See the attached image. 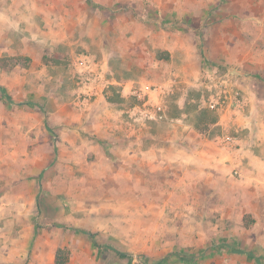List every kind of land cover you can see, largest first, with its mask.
Masks as SVG:
<instances>
[{"label": "rangeland", "instance_id": "rangeland-1", "mask_svg": "<svg viewBox=\"0 0 264 264\" xmlns=\"http://www.w3.org/2000/svg\"><path fill=\"white\" fill-rule=\"evenodd\" d=\"M149 3L0 0V204L8 208L0 264H55L57 255L67 264H264L263 227L254 228L251 213L241 222L237 196L233 220L221 218L223 196L202 227L190 228L196 233H181V171L155 161L151 172L139 166L144 155L131 162L125 150L133 129L161 137L181 129L184 112L210 140L234 138L228 148L242 166L228 195L237 194L246 159L240 141L255 139L239 120L264 117V0H181L182 32L195 33L207 56V46L217 54L192 84L157 63L167 52L153 59L151 37L137 55L117 57L130 42L113 31L117 15L131 12L146 26L156 14ZM97 12L108 24L100 45L80 32ZM222 83L240 93L242 108L211 106ZM156 105L165 118L146 120ZM83 231L96 232L102 248Z\"/></svg>", "mask_w": 264, "mask_h": 264}, {"label": "crops", "instance_id": "crops-1", "mask_svg": "<svg viewBox=\"0 0 264 264\" xmlns=\"http://www.w3.org/2000/svg\"><path fill=\"white\" fill-rule=\"evenodd\" d=\"M137 6L140 8L142 4L139 3ZM149 7L156 14L151 15L149 20L145 21L147 30L145 25L135 23L138 20L133 18V13L123 12L119 16L117 15L116 23L119 20V25L115 27L113 23V31L123 37H121L122 41H130L129 44L132 42L126 47L119 45L117 57H121L125 61L126 57L137 55L140 48L139 43L151 37L150 40L155 50L153 59H156L157 51L167 52L166 59L157 60V63L165 69L167 74L173 75L176 72L187 84H192L191 80L200 76L203 62L207 65L210 60L216 61L217 54L207 46L209 51V56H207L208 53L203 51L195 33L182 32L180 26L181 0H150ZM95 18H93V23L83 27L80 32L91 43L97 42V45H100L101 42H104L101 39V35L104 33L102 30L107 29L108 24L100 19L98 12ZM134 23L137 24L139 33L134 32ZM126 72H131L130 66ZM115 82L122 84L117 80ZM167 85L168 83L165 86ZM134 114L136 115V113L132 115L135 116ZM140 117L141 115L137 116L134 121L141 120L142 117ZM186 117L188 115L182 112L181 119L177 118V121L181 122V129L177 128L172 131L173 133L170 132L161 135V137L154 135L148 127L144 132L141 129H133L134 144L130 140L125 147V150L131 154V162L138 163L132 158L142 154L144 157L139 166L149 168L151 172L155 161L160 163V169L169 172L173 170V167L181 171L179 176L181 180L179 184L181 186V233H196V230L190 228L202 227L203 216L213 215L217 202L220 201L219 199H223V196L226 199L225 203L223 200L221 201L223 205L220 208L222 210L227 207L228 213L221 218L226 221L233 220L234 215L229 212V208L233 204L229 205V203H233V199L237 196L236 204L241 205L238 207L241 208V215H238V218L243 222L245 214L251 213L255 219L254 228L261 229L263 227L261 233L264 234V117L256 119L257 122L254 116L252 119L239 120L240 124L249 128L255 139L242 138L240 141L246 159L243 162L242 178L236 181L240 183L241 188L235 196L228 195V187H231L235 182L232 172L237 167L241 168L242 162L237 163L238 159L235 153L231 152L227 145L210 140L191 124H188ZM252 122L256 125L254 128H252ZM223 128L225 129V127ZM117 149L119 152L122 150L121 147ZM247 200L248 203H246ZM7 216L8 208L1 202L0 218Z\"/></svg>", "mask_w": 264, "mask_h": 264}, {"label": "built area", "instance_id": "built-area-1", "mask_svg": "<svg viewBox=\"0 0 264 264\" xmlns=\"http://www.w3.org/2000/svg\"><path fill=\"white\" fill-rule=\"evenodd\" d=\"M220 93L218 94V98L214 99L212 96V103L211 106L217 110H221L224 105H228L227 103L231 102L230 105H236L237 108H242L245 104V101L241 98V95L239 93H236L235 96L229 93L227 84L222 83L220 86ZM145 118L148 120H163L165 118L164 110L161 105H156L155 111L154 110H148L144 114ZM234 141L233 137L226 136L222 137L218 140L219 143L225 144V145H231V143ZM240 167L235 168V173L239 174Z\"/></svg>", "mask_w": 264, "mask_h": 264}, {"label": "trees", "instance_id": "trees-1", "mask_svg": "<svg viewBox=\"0 0 264 264\" xmlns=\"http://www.w3.org/2000/svg\"><path fill=\"white\" fill-rule=\"evenodd\" d=\"M2 91H3V90H2ZM3 93H4V92H3ZM216 123H217V119L214 118V119H212L211 121H206V122L204 123V125H205L206 128H208V124H216ZM45 125H46L47 130L51 131V129L48 127V121L45 122ZM201 132H203V130H202ZM56 154H57V150L55 151V155H56ZM83 233H84V234H87V235H89V236L91 237V239H92V241H93L95 247H97V248H99V249L102 248V245H100V243H99V241H98V239H97V235H96L95 233H90V232H88V231H83ZM231 250H232V252H234V253H236V254H241V255H243V254H245V255H251L248 251H246V250H244V249H238V248H235V249H234V248H233V249H231ZM117 253H118L120 256H122V257L128 256L127 253H122V252H120V251H118ZM179 257H180V260H186V257H184V256H183V257H182V256H179ZM256 261H257L258 264H263V263L260 261V259H256ZM67 263H68L67 261L60 259V255H57V258H56L55 264H67Z\"/></svg>", "mask_w": 264, "mask_h": 264}]
</instances>
